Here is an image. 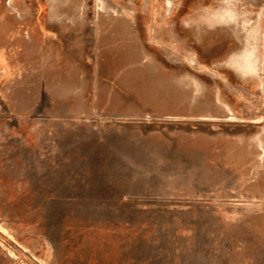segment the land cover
Wrapping results in <instances>:
<instances>
[{
  "label": "rangeland",
  "instance_id": "374dc122",
  "mask_svg": "<svg viewBox=\"0 0 264 264\" xmlns=\"http://www.w3.org/2000/svg\"><path fill=\"white\" fill-rule=\"evenodd\" d=\"M0 264H264V0H0Z\"/></svg>",
  "mask_w": 264,
  "mask_h": 264
},
{
  "label": "bare ground",
  "instance_id": "6f19581e",
  "mask_svg": "<svg viewBox=\"0 0 264 264\" xmlns=\"http://www.w3.org/2000/svg\"><path fill=\"white\" fill-rule=\"evenodd\" d=\"M218 7H219V9L217 11L209 13L210 14V21L212 23L217 24L221 28H224V26H226V27L232 29L235 36H237L239 38L241 44H243V46L245 47L244 51L247 54L240 61L235 60V58L233 60H231L232 61L231 64L234 66L235 71L238 72L240 75H244V76L248 75V74L253 75V74L257 73L258 66H259V63L257 60V57H258L257 53L259 51L257 49V44H258L257 36H259V34H257V33L251 34L250 32H248V33L246 32L245 35L240 36V34H238V32H237V29H239L238 28L239 24L237 23V20L240 17L238 16V14H235L234 11L232 10L231 3L226 1L223 4L218 5ZM206 15H208V14H206ZM255 38H256V40H255ZM255 41H257V42H255ZM238 48H239V46H238Z\"/></svg>",
  "mask_w": 264,
  "mask_h": 264
}]
</instances>
